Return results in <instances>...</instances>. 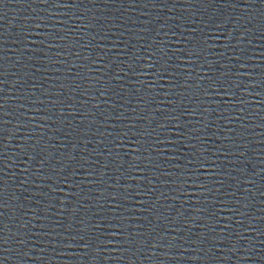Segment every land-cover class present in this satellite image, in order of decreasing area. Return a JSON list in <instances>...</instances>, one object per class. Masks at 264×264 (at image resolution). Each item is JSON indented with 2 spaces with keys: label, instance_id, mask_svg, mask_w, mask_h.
<instances>
[{
  "label": "water",
  "instance_id": "obj_1",
  "mask_svg": "<svg viewBox=\"0 0 264 264\" xmlns=\"http://www.w3.org/2000/svg\"><path fill=\"white\" fill-rule=\"evenodd\" d=\"M51 0H0V264H20L23 184Z\"/></svg>",
  "mask_w": 264,
  "mask_h": 264
}]
</instances>
